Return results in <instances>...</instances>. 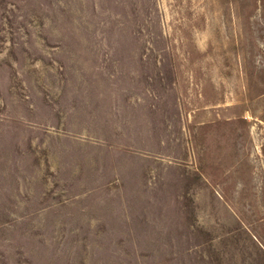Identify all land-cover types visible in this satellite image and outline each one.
I'll use <instances>...</instances> for the list:
<instances>
[{
	"label": "rangeland",
	"instance_id": "1",
	"mask_svg": "<svg viewBox=\"0 0 264 264\" xmlns=\"http://www.w3.org/2000/svg\"><path fill=\"white\" fill-rule=\"evenodd\" d=\"M0 264H264V0H0Z\"/></svg>",
	"mask_w": 264,
	"mask_h": 264
}]
</instances>
